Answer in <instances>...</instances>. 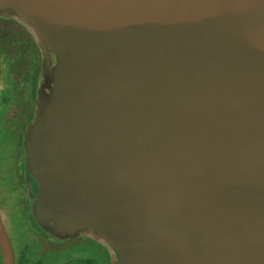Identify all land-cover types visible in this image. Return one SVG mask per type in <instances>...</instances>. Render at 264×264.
<instances>
[{"label":"water","instance_id":"95a60500","mask_svg":"<svg viewBox=\"0 0 264 264\" xmlns=\"http://www.w3.org/2000/svg\"><path fill=\"white\" fill-rule=\"evenodd\" d=\"M3 13L52 48L27 160L52 231L101 236L120 264H264V0ZM0 251L12 264L1 219Z\"/></svg>","mask_w":264,"mask_h":264},{"label":"rangeland","instance_id":"374dc122","mask_svg":"<svg viewBox=\"0 0 264 264\" xmlns=\"http://www.w3.org/2000/svg\"><path fill=\"white\" fill-rule=\"evenodd\" d=\"M24 21L26 22V19L21 15L0 14V30L4 28L1 26L3 23L12 25L10 39L14 40L13 38L16 37L19 39L21 35L18 23L23 25ZM27 30L38 46V50L29 41L30 37L24 33L23 42L27 43L25 44L27 47L21 49L20 53L11 52V50L8 53L11 62L14 63L15 71L24 62L20 73L25 76L18 73L17 79L22 89L20 91L28 97L30 83L27 81V76L31 73L29 69L36 66L41 67V59L37 58L40 54L38 51L41 50L43 74L39 87L43 89L38 95L42 96L46 79L50 81V73L55 65L53 57L49 54L52 48L44 45L43 37H38L28 28ZM20 45L21 43H17V46ZM11 66L14 67L13 64ZM2 86L3 82L0 79V87ZM17 89L18 84L13 79L9 83L8 90H3L0 95V217L10 236L15 257L14 264H120L118 252L111 248L109 241L105 244L101 236H94L90 232L72 233L71 235L54 232L46 221L36 215V191L32 188L27 160L32 152L29 141L34 129L33 124L34 121L35 123L38 121L42 108L38 106L36 109L35 106L34 114L31 115V121L26 128L27 132H23V126L27 123L26 119L25 121H20L18 118L10 120L7 116L8 109L12 105L17 104L20 107L16 106L22 109L27 108L22 107L25 105L24 94L16 91ZM9 97L12 103L7 105ZM22 174L26 175L27 179H24ZM30 204L33 206V216L30 213ZM190 226L189 230H191Z\"/></svg>","mask_w":264,"mask_h":264},{"label":"flooded vegetation","instance_id":"af4514ba","mask_svg":"<svg viewBox=\"0 0 264 264\" xmlns=\"http://www.w3.org/2000/svg\"><path fill=\"white\" fill-rule=\"evenodd\" d=\"M1 26L4 28L2 30H0V40H6V41L0 42V79L3 82V86L0 87V95H1V92L3 90H5V89L8 90L9 83L13 79L18 84V89L16 91L22 90L20 87V84L18 82V79H17V74L19 73L20 75L25 76L24 74L20 73L23 70L22 66H23L24 62L22 63V65L18 66V70L15 71L14 63H13V61L11 62L8 52L11 50V52L18 51V53H20L19 51L21 49H23L24 47H27L25 45L27 43L23 42L24 37L22 35H24V33H26L30 37L29 41L32 42V44H34L38 50V46L36 45L34 39L31 37V34L28 32L25 25L18 23V26L20 27L19 31H20L21 37L19 36V39H17V37L13 38L14 40L10 39V30H11L12 25H9L7 23H3V24H1ZM16 42L21 43V45L17 46ZM38 53L41 54V50H39ZM40 54H38L39 56L37 58L41 59V67L38 68L36 66L34 68L29 69V71L31 73L27 76V81L30 83V88H29L30 94H29V96L27 97V95H25L24 92L20 91L22 94H24L23 100L25 102V105H22V107H27V108H24V109L19 108L20 106L16 104L19 107H17L16 105H12V106H10V108L8 109V112H7V116L10 120H12L11 118H14V119L18 118L20 121L26 119L27 123L25 126H23L24 130L22 128L23 132H25V133L27 132V129H26L27 125L31 121V115L34 114L37 99L40 96V95H38V94H40V89H41V87H39V86H40V82H41V78H42V74H43V69H42V60L43 59H42V56ZM12 64L14 67L11 66ZM11 67H12V69H11ZM13 70H14V72L12 73ZM10 99H11L10 97L7 99V105L8 104L10 105L12 103V101ZM32 105L34 106L33 109H32ZM12 107H14V108H12ZM31 109H32V111H31ZM28 116H30V118ZM25 166H26V164H25ZM22 176L24 179H27L26 175L24 176L22 174ZM26 198H27V196H26ZM29 206H30L31 216H33V214H32V207L33 206L31 204ZM0 219H1V217H0ZM32 221L34 223L33 219H32ZM1 222H2V220H1ZM2 225L4 228L5 234L7 236V240L9 242V245H10L11 254H12V264H14L15 257H14V253H13L11 243H10V236L8 235L7 231L5 230V226H4L3 222H2ZM0 264H3V258H2L1 251H0Z\"/></svg>","mask_w":264,"mask_h":264},{"label":"crops","instance_id":"0c3cea01","mask_svg":"<svg viewBox=\"0 0 264 264\" xmlns=\"http://www.w3.org/2000/svg\"><path fill=\"white\" fill-rule=\"evenodd\" d=\"M42 89H43V87H41L40 91H42ZM39 104H40V100L37 99V102H36V109H37V107L39 106ZM34 123H35V121H34Z\"/></svg>","mask_w":264,"mask_h":264},{"label":"trees","instance_id":"16d2710c","mask_svg":"<svg viewBox=\"0 0 264 264\" xmlns=\"http://www.w3.org/2000/svg\"><path fill=\"white\" fill-rule=\"evenodd\" d=\"M23 25H24V24H23ZM40 96H41V95H40ZM40 96H39V97H40ZM38 99L40 100V98H38Z\"/></svg>","mask_w":264,"mask_h":264}]
</instances>
